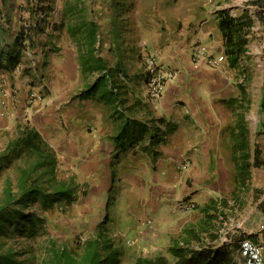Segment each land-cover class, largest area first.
I'll return each mask as SVG.
<instances>
[{"label": "crops", "instance_id": "crops-1", "mask_svg": "<svg viewBox=\"0 0 264 264\" xmlns=\"http://www.w3.org/2000/svg\"><path fill=\"white\" fill-rule=\"evenodd\" d=\"M49 1L52 4L55 2L58 8L54 17L62 16L65 0ZM231 1L138 0V26H142L139 45L157 52L161 64L176 75L169 80L163 96L156 101L149 97L144 72L141 70L135 76L131 75L127 81L129 101L123 106L125 115L120 119L114 109L98 97H77L84 88L78 50L66 47V30L63 34L51 30L49 35L39 38L41 50L35 48L34 53L36 55L40 51V54L24 56L19 69L10 70L0 65V130L11 131L20 125H28L39 131L56 152L58 167L62 163L72 166V174L78 178L82 175L97 177L101 170L109 173L113 165L114 169L127 166L134 170L131 174L135 179L149 185L151 198H143L141 202L146 204L147 209L151 208L155 216L161 217L163 223H168L166 229L171 225L169 223L174 225V221L179 222L180 228L197 224L204 217V213L199 211L212 198H219L225 185L233 189L237 184L232 130L237 128L239 116L236 113H240L242 108L237 106H240L238 102H242L245 93L239 90L232 70L239 62L231 65L219 26L223 10H230L237 18ZM262 2L252 0L249 6L260 10L257 28L261 38L264 37ZM38 3L34 0H0V25L3 35L6 31L5 40H15L22 27L24 12L28 15L30 8ZM39 13L42 14L40 11L36 18L32 17L33 22L39 20ZM9 35H13V39ZM33 37L39 40L36 35ZM58 41L65 43L64 46L60 51H52L48 42ZM1 44L4 45V42ZM42 44L46 50L43 62L47 63L43 71L42 62L39 63L40 57L42 60ZM201 46L215 54H225L226 60L218 67L208 65L203 58L196 57ZM254 48L259 50L257 44ZM34 57L39 70L26 63L33 61ZM24 66L31 69L23 75ZM42 73L55 75L57 91L49 87L54 80L42 79ZM46 86L50 88L48 94L44 90L42 92ZM2 87L7 90L6 113ZM33 90L41 92L42 99L31 102L29 96ZM139 100L141 103H138ZM232 100L236 101L232 103ZM261 107L264 114V97ZM120 108L122 110V106ZM246 110L243 108L244 112ZM127 116L134 128V139L139 137L140 132L135 129L133 120H155L144 132L143 139L127 142L126 148L122 149L116 136ZM242 116L245 126L246 117ZM153 135L160 138L154 145L159 152L156 158L146 149ZM248 152L251 154L250 146ZM250 162L251 173L253 167H264L263 160L260 165L258 160L252 159V154ZM180 202H195L200 210L198 213L193 210L181 212L177 207ZM258 228L248 236L255 238Z\"/></svg>", "mask_w": 264, "mask_h": 264}, {"label": "rangeland", "instance_id": "rangeland-1", "mask_svg": "<svg viewBox=\"0 0 264 264\" xmlns=\"http://www.w3.org/2000/svg\"><path fill=\"white\" fill-rule=\"evenodd\" d=\"M38 1L34 0V3ZM220 1L218 0L219 3ZM251 1H231L233 8L236 9L237 18L241 21L242 32L246 40L245 52L240 58L239 65L232 70L234 80L238 82L239 90L245 93L241 99L242 102H238V104L242 105L239 112L246 117L245 122L247 123L252 159L258 160L262 165L261 160L264 162V114L261 102L264 97V37L261 38L258 35L257 21L260 17V10L250 8ZM137 3L138 0H80V6L84 8L83 14H86L88 19H94L100 24L104 41L103 53L113 63L120 58L118 42L119 37L123 36L124 62L129 66V72L132 76L140 73L141 70L145 72L146 60L144 55L146 50H152L148 46L146 48L144 45H139L142 26H138ZM38 4L37 6L34 4L30 8L31 10L28 9L30 12L28 15H25L24 12L21 18L22 26H32L37 22V19L33 22L32 17L36 18L37 13L42 12L39 9L41 5ZM52 5L54 10L49 13L48 17L51 24L60 20L61 17V15L54 17L58 8L55 2ZM229 12L231 11L229 10ZM63 33L64 31L59 34ZM33 34L38 39L47 35L46 33L42 35L41 32L36 33V31ZM65 35L68 36L67 44L60 41L57 43L48 42L53 51H60L64 44L67 48H78L77 42L69 37L67 32ZM9 37L13 39V35H9ZM36 41L41 43L40 39ZM9 42L13 48L14 41L10 39ZM26 44L23 49V57L27 56L29 52L35 55V48L39 49L40 45L36 44L39 46L32 47L28 41ZM256 44L259 46L258 51L254 48ZM41 53L42 60L41 57H37L40 60L39 63L42 62L43 71L47 65L46 62H43L46 55L43 46ZM37 54H40V51ZM26 63L32 64L31 67L33 66L31 60ZM38 66L39 64H35L34 67L39 70ZM30 69V67L24 66L21 72L24 75L26 70ZM44 78L50 81L53 79L54 82L51 81L50 84L52 85L49 87L52 86L54 92L57 91L55 75L42 73V79ZM94 79L95 76H90V78L83 76V87L87 83L93 82ZM49 89L48 86L43 87L42 92L44 90L48 94ZM243 108L244 111L247 109L246 112L243 111ZM16 130L5 132L0 130V151L6 146L8 140L16 135ZM71 167L62 163L58 167L57 176L61 180L72 182L78 186L79 200L72 205H58L49 210L30 208V212L36 211L37 215L42 218V220H36L34 235L29 236L28 233L25 235L19 233L0 235V251L2 248L3 250L21 252L19 258H28L29 263L53 264L52 249L54 245H57L58 248L65 244L69 248L78 247L81 242L83 243L88 238H98L102 226H105L103 228L107 229L116 245L123 250L122 264H135L141 256L155 257L159 254H164L173 261L169 248L175 238L182 236L185 227L180 228L179 222L174 221V225L169 223L171 225L166 229L168 223H163L161 217L155 216L151 208L147 209L146 204H142L143 198L150 199L152 193L148 190V184H143L141 180L135 179L134 170H130L127 166L117 167L115 170L112 166L109 173L101 170L97 177L82 175L78 178L77 175L72 174ZM0 170L1 203L2 198H4L7 173L3 167ZM14 171V169L11 171L12 174ZM222 191L219 198L229 199V206L225 208V213L220 214L214 222L216 224H214V231H212L216 234L214 244L232 251L235 259L244 264L243 256L239 250V241L242 237L252 234L264 218V167H253L251 176L245 184L237 187L235 183L233 189L225 185ZM199 208L196 207L193 212L198 213ZM199 212L204 213L202 210ZM190 225L192 224L187 226ZM10 228L12 227L10 226ZM204 236L210 238L211 235L207 233ZM193 242L197 244L196 240Z\"/></svg>", "mask_w": 264, "mask_h": 264}, {"label": "trees", "instance_id": "trees-1", "mask_svg": "<svg viewBox=\"0 0 264 264\" xmlns=\"http://www.w3.org/2000/svg\"><path fill=\"white\" fill-rule=\"evenodd\" d=\"M29 1L31 2V0ZM47 1L39 0V3H42L39 6V9L42 10V18L32 26L23 25L21 27L15 37L13 48L10 42L5 40L6 31L3 35L2 25H0V65L15 70L22 61L23 49L27 45L26 41L32 47L40 44V41L37 43L33 37L34 31L41 32L42 35L44 33L49 35L51 30L58 33L66 30L77 42L83 75L86 78L95 76L94 81L88 83L77 94V97H98L114 109L118 119L123 118L125 115L123 106L129 101L127 81L131 79L130 68L124 62L123 36L119 37L118 42L120 58L113 63L103 53L104 41L100 24L94 19H88L87 15L83 14L84 8L80 6V0H65V10L60 20L52 24L48 17L54 8L52 3ZM219 26L224 34L226 55L231 65L235 66L245 52L246 40L242 32L241 21L229 11L223 10L220 12ZM2 41L4 45L1 44ZM42 45L45 47L44 44ZM49 51L50 49L47 50V54ZM144 80L146 81L145 72ZM235 101L232 100V103ZM138 103L141 101L139 100ZM232 103L230 105L235 109V105ZM145 105L147 106V104ZM236 114L239 117L237 128L232 130V149L233 159L237 166L238 187L245 184L250 178L252 163L250 162L251 154L248 152L249 138L247 127L244 126V117L242 113ZM154 120L155 118L151 122ZM130 121L131 119L127 116L116 136V141L122 149L126 148L127 142L143 139L144 132L149 129L151 123L133 120L136 125H134L135 129L137 128L140 132L139 137L134 139L135 132ZM158 141L160 138L153 135L150 146L146 148L154 158L159 155V152L154 148ZM119 155L118 153L117 156ZM1 167L5 168L7 176L4 198L0 203V235L16 233L25 235L28 233L29 236H32L35 233L36 220H42V218L37 215L36 211L30 212V208L49 210L58 205L69 206L79 200L78 186L58 178V156L52 146L39 131L28 125L18 126L16 135L9 139L6 146L0 151V169ZM13 169L15 171L12 174ZM228 206L229 199L212 198L202 208L204 217L197 224L184 228L182 236L173 240L169 248L173 261L168 256L159 254L155 257L141 256L135 264H241L235 259L232 251L214 244L216 238V234L212 232L214 231V222L220 214L225 213V208ZM103 227L105 226H102L98 238H88L78 247L69 248L65 244L58 248L57 245H54L52 263L122 264L123 250L116 245L107 229ZM207 233L211 235L210 238L204 236ZM194 240L197 241V244L193 242ZM1 250L0 264H34L29 263L28 258H19L21 252L3 250L2 248Z\"/></svg>", "mask_w": 264, "mask_h": 264}, {"label": "built area", "instance_id": "built-area-1", "mask_svg": "<svg viewBox=\"0 0 264 264\" xmlns=\"http://www.w3.org/2000/svg\"><path fill=\"white\" fill-rule=\"evenodd\" d=\"M261 11L264 20V0L262 2ZM38 15V18L41 19L42 14L39 13ZM30 54L32 53L29 52V55ZM144 57L146 60L145 77L148 86V94L152 100L156 101L163 96L167 83L169 80L175 78L176 72L164 68L161 64L159 55L155 51L146 50ZM196 57L203 58L208 65L214 67L220 66L226 60L225 54H215L202 46L197 49ZM35 64H37V60L33 58V65L35 66ZM19 67L20 65H18L16 69H19ZM1 84H4L3 81ZM1 90L5 98L2 103L4 104V112L6 113L5 106L7 107V90L6 87H2ZM29 97L30 101L33 102L37 99H42L43 95L41 92L33 90L30 92ZM177 207L178 210L188 211L194 210L197 207V204L195 202H190L188 204L180 202ZM255 236L256 239L246 236L242 237L239 241V250L243 256L244 264H264V218L258 230L255 232Z\"/></svg>", "mask_w": 264, "mask_h": 264}]
</instances>
